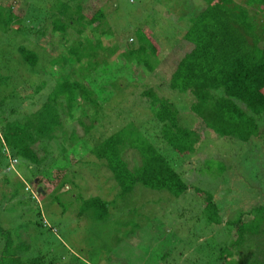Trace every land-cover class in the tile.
I'll return each mask as SVG.
<instances>
[{
    "label": "rangeland",
    "instance_id": "1",
    "mask_svg": "<svg viewBox=\"0 0 264 264\" xmlns=\"http://www.w3.org/2000/svg\"><path fill=\"white\" fill-rule=\"evenodd\" d=\"M47 1L0 0V8L9 5L15 15L20 16L18 22L13 21L12 29L28 12L33 22L48 18L43 26L45 35H35L33 40L31 36L23 39L15 38L18 35L14 34L12 37V29L3 32L0 28V116L14 118L17 114H35L53 88V79L47 77L62 71L72 77L76 71L79 78L85 72L83 85L94 92V98L104 108L98 109L97 126L89 133L78 126L79 109H73V118L62 112L64 130L77 132L69 136L75 145L69 144L66 151L61 152L60 141L51 143L46 148L50 163L46 170L39 172L18 159L15 172L7 173V159L0 150V231L9 234L14 244L27 245V250H20L17 255L25 263L42 259L56 264H248L250 258L253 259L256 241L253 237L251 240L242 237L243 246L234 247V222L245 216V226L241 229H250L246 213L264 205V116H258L259 135L249 142L222 138L203 128L198 117L191 113L194 99L189 93L169 88L170 75L186 54L182 37L189 26L185 20L189 17L188 9L194 7L196 11L204 3L200 0H109L101 8L106 24L99 28L111 34L103 39L104 47L119 42L138 46L137 38L142 33L137 29L146 24V29L153 32L150 45H156L158 52L156 58L149 56L148 59L156 61L158 58L156 62H160L151 75L141 67L128 65L140 79L139 83L132 82L126 80L124 72L118 73L121 51L114 54L109 50L100 51L96 60L106 59L107 62L106 66L102 65L106 69H99V74H105H93L96 82L90 83L89 71L67 62L65 44L52 32L49 18L50 12V16H57V8H51L55 0ZM234 2L241 4L243 0ZM17 5H22V14ZM72 30H67L68 39L76 41L78 35ZM89 31L86 30L84 36L88 38L92 33L95 36ZM94 36L91 38L96 39L98 34ZM20 44L39 56L37 66L31 68L22 62L17 51ZM58 57L64 59L65 66L53 65ZM134 64L137 63L134 61ZM150 65L155 64L150 62ZM120 77L125 79L120 80ZM43 82L45 87L35 93ZM106 86V92H102ZM116 88L119 89L114 95ZM148 89L174 104L182 127L198 132L199 140L192 153L178 155L158 138L159 129H155L151 121L153 111L143 108L139 100L141 93ZM111 94L114 96L107 99L106 95ZM87 105L86 113L91 117L98 106ZM11 110L17 112L11 115ZM130 122L140 127L143 135L180 175L187 185L186 192L176 197L167 191L136 184L127 196L119 198L118 183L103 166V161L91 156L89 146L84 144L95 147ZM85 124H89L88 120ZM79 141L83 144L79 145ZM36 152L39 158L44 156L39 147ZM130 152L122 151V154L132 169L141 161L136 153ZM56 174L57 179H52ZM39 178L50 183L38 187L33 183ZM23 183L31 187L36 200L30 192L24 191ZM38 188L43 193L38 194ZM209 196L217 209L215 221L211 222L204 211V198ZM94 198L103 203L99 210H94L90 203ZM250 224L253 228V223ZM5 239L0 233V252ZM248 253L252 255L244 258Z\"/></svg>",
    "mask_w": 264,
    "mask_h": 264
},
{
    "label": "trees",
    "instance_id": "2",
    "mask_svg": "<svg viewBox=\"0 0 264 264\" xmlns=\"http://www.w3.org/2000/svg\"><path fill=\"white\" fill-rule=\"evenodd\" d=\"M42 1L48 3L47 0ZM108 1L55 0L53 6H49L58 10L56 17L54 14L50 16L51 12L49 15L52 32L57 33L65 44L69 57L67 62L81 65L83 68L81 70L91 73L88 78L90 83L96 82L95 78L92 79L93 74L97 76L105 74H99V69L102 71L106 69L107 60L97 61L96 56L100 51L107 52V50L112 54L121 51L118 73L124 72L126 80L139 83L140 79L128 65L141 67L142 71H146L148 75L156 70L160 62H156L158 58L156 61L148 59L149 56L156 58L158 55L157 46L150 45L153 43L151 39L153 32H149L146 29L147 25L144 24L140 30L137 29L142 33L137 38L138 46H130L127 42L122 45L123 43L119 42L117 45L104 47L103 39L111 34L104 29L100 30L99 27L106 24L104 23L105 14L101 8ZM200 1L204 3L203 7L196 11L194 7L188 9L189 17L186 16L185 20L189 26L182 37L186 54L170 75L169 88L179 93H189L193 97L190 111L198 117L203 128L219 137L236 138L242 143H247L259 135L257 118L264 116V0H243L241 4L234 0ZM72 2H75V5H72ZM47 3H44L45 8ZM17 10L22 14V5H17ZM13 11L14 9L9 8V5L4 6L3 9L0 8V28L4 29L3 32L7 29L11 30L13 21L18 22L20 19V16L15 15ZM28 13L21 18L22 21L14 24L15 28L11 30L12 37L17 34L15 38L21 36L23 39H28L31 36L33 40L35 35H45L43 26L48 18L44 17L39 22H33L31 13ZM75 15L76 19L73 18ZM68 29H73L72 31L78 35V40L68 39ZM86 30H91L89 34L94 32L95 36L98 34L96 37L93 33L91 34L96 39L84 36ZM17 51L23 63L31 68L37 66L39 56L37 57L25 45L20 44ZM134 61L137 64H134ZM150 62H154L155 65H150ZM54 64L65 66V61L58 57L54 60ZM81 70L79 73L83 72ZM63 72L51 73L47 77L50 80L53 79L54 84H51L53 88L46 102L35 114H17L14 118L0 116V150L2 157L5 156L7 159L8 165L5 168L7 173L15 172V167L19 164L18 159L30 164L29 167H36L39 172L46 170L50 164L46 148L51 143L60 141L61 152L66 151L67 145H75L70 141L69 136L77 132L73 129L64 130L62 112L69 118H73L71 112L74 108L79 109L78 126L82 127L84 133H89L97 126L96 115L104 108V105L98 104L94 98V92L83 85V77L86 73L83 72L84 76L79 78L76 71L73 77L69 75V72ZM125 78L120 77V80ZM104 83L108 86L109 82ZM107 86L102 92H106ZM44 87L45 82L41 83L35 93ZM118 89L113 91L114 95ZM10 96L11 93L8 97ZM113 96L106 95L107 99ZM139 100L143 108L147 107L153 111L151 121L155 123V129L156 127L159 129L158 138L164 141L172 152L185 155L194 151L199 140L198 132L179 124L178 111L172 102L160 98L151 89L141 93ZM87 104L95 108L98 106L93 110L94 114L91 117H88L86 113L89 108ZM16 112L11 110L10 113L12 115ZM85 120H88L89 124L86 125ZM80 144L83 143L79 141ZM84 145L89 146L88 151L91 156L98 161H103V166L118 183L119 198L127 196L136 184H141L150 190L167 191L176 197L188 189L167 159L143 135L140 127L137 128L131 122L95 147L89 144ZM36 147L43 151V157H38ZM128 150L131 151L130 154L134 152L140 158V165L136 168H129L128 162L124 159L122 151ZM0 171H2L1 168ZM57 177L58 174L51 178L56 180ZM46 183L50 182L39 178L33 184L40 187ZM23 184L24 191L30 192L32 198L36 200L31 187L26 183ZM4 185L7 186L6 183ZM90 203L94 210H99L103 205L98 198L92 199ZM204 211L209 222L215 221L217 209L210 196L204 198ZM246 214L250 221L247 223L250 229H241L245 226V216H240L234 222L236 226L233 245L234 247L243 246L242 237L249 240L252 237L255 238V252L248 264H264V205ZM251 222L254 225L253 228ZM0 233L6 238L0 252V264H56L46 263L42 259H33L25 263L17 253L20 250H27V245L14 244L9 234L1 231ZM250 255L252 254L248 253L244 258Z\"/></svg>",
    "mask_w": 264,
    "mask_h": 264
},
{
    "label": "water",
    "instance_id": "3",
    "mask_svg": "<svg viewBox=\"0 0 264 264\" xmlns=\"http://www.w3.org/2000/svg\"><path fill=\"white\" fill-rule=\"evenodd\" d=\"M37 193L40 194V193H43V192L41 191L40 188H38V189H37Z\"/></svg>",
    "mask_w": 264,
    "mask_h": 264
}]
</instances>
